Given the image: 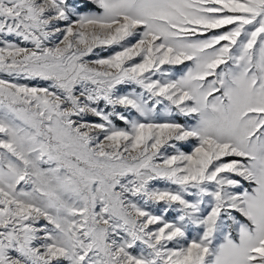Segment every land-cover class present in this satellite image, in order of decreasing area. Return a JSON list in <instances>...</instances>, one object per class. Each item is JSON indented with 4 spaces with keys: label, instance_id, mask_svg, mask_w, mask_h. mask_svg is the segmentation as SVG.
Here are the masks:
<instances>
[{
    "label": "snow or ice",
    "instance_id": "1",
    "mask_svg": "<svg viewBox=\"0 0 264 264\" xmlns=\"http://www.w3.org/2000/svg\"><path fill=\"white\" fill-rule=\"evenodd\" d=\"M0 264H264V0H0Z\"/></svg>",
    "mask_w": 264,
    "mask_h": 264
}]
</instances>
